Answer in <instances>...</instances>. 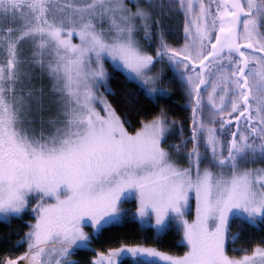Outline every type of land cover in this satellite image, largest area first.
<instances>
[{
	"label": "snow or ice",
	"instance_id": "1",
	"mask_svg": "<svg viewBox=\"0 0 264 264\" xmlns=\"http://www.w3.org/2000/svg\"><path fill=\"white\" fill-rule=\"evenodd\" d=\"M0 220V264H264V0H0Z\"/></svg>",
	"mask_w": 264,
	"mask_h": 264
},
{
	"label": "trees",
	"instance_id": "2",
	"mask_svg": "<svg viewBox=\"0 0 264 264\" xmlns=\"http://www.w3.org/2000/svg\"><path fill=\"white\" fill-rule=\"evenodd\" d=\"M110 67V65H107ZM175 84H171V87H174ZM112 87L116 90L117 94L120 97L125 95V90L128 92H133L138 99L139 104L132 105L128 104L126 100L121 99V104L118 107V111L121 112L122 115L127 114L130 119L134 121L138 119L135 107L143 106L145 111L148 112H156L159 110L157 106L152 105L149 103L143 95L139 92H136V86L134 83L126 82L125 78L122 74L117 73L112 81ZM176 94L171 96L167 101H161V104L167 103L170 105L171 108L175 109L177 112L180 111V106L183 105V99L179 94L177 89ZM109 99H113L111 96ZM143 115V112L141 113ZM139 127V124H136ZM134 207V205H133ZM33 219L32 214L27 211L22 220H13L11 227L15 228L18 226L26 227L24 221ZM237 228L236 224H233V230L235 231ZM8 232V225L3 221L0 220V237H6ZM108 237H112L113 239H123L126 243H142L147 241L148 244L158 247L161 251L173 253V254H182L185 251V247L182 244H178L177 241L180 240V233L175 231H169L166 234L162 235L159 239L152 238V230L150 228H142L139 222L128 219L122 225L116 226L114 228H110L106 233L105 236L102 237V241L107 243ZM17 237L12 236V240H15ZM100 247L99 244L96 245ZM19 251H23L20 249ZM17 251V255L19 254ZM0 254H7V243L6 240L0 239ZM93 253L91 252H84L81 251L76 257V259L86 260L91 258ZM125 264H128V258L125 261Z\"/></svg>",
	"mask_w": 264,
	"mask_h": 264
},
{
	"label": "rangeland",
	"instance_id": "3",
	"mask_svg": "<svg viewBox=\"0 0 264 264\" xmlns=\"http://www.w3.org/2000/svg\"><path fill=\"white\" fill-rule=\"evenodd\" d=\"M75 42H78V40H76ZM107 65H110V63L109 62H106V66ZM170 88H172L173 89V91L175 92L176 90H174V89H176V85L174 86L175 88H173V87H171V84H169L168 85ZM33 203H35V201H33ZM29 212H30V210H29ZM31 213V212H30ZM181 235V234H180ZM185 251H186V249H185ZM169 253V252H168ZM169 254H171V255H182V254H173V253H169ZM128 259H130V258H128Z\"/></svg>",
	"mask_w": 264,
	"mask_h": 264
}]
</instances>
